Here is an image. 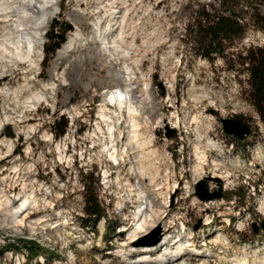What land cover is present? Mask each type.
<instances>
[{
  "label": "rangeland",
  "instance_id": "1",
  "mask_svg": "<svg viewBox=\"0 0 264 264\" xmlns=\"http://www.w3.org/2000/svg\"><path fill=\"white\" fill-rule=\"evenodd\" d=\"M23 1L0 0V9L12 14L8 23L0 15V140L13 142L9 152L0 144V197L20 198L18 204L34 195L35 201L30 203L23 226L3 222L10 216L7 209L0 211L1 254L9 253L8 263H2L0 254V264H56L53 259L37 258L42 255L56 256L61 264H122L108 251L121 250L120 240H126L128 231L122 234L120 228L125 225L131 230L140 215L139 174L129 169L125 153L139 148L134 132L141 134V141L151 140L143 150L152 153L139 163L136 155L131 156L135 157L132 166L144 171L146 186L153 185V177L155 187H161L158 191L154 187L161 197L157 213L166 211L174 219V230L183 222L186 231L194 232L197 248L203 249L206 243V249L227 257L212 258L208 264H233L228 259L235 257L264 262V230L254 233L251 228L252 220L264 222V209L262 213L255 210L264 206V115L255 105L254 63L245 60L247 52L264 48V0H223L241 20L244 31L241 38L225 43L223 55L214 60L196 53L198 34L192 17L204 10L230 15L221 0H58L56 14L42 32L36 71L14 59L8 40L14 31L10 22L30 17L29 11L23 14L27 7ZM56 22L68 23L73 29L54 55L47 56V34ZM95 24L101 36L83 39L75 51L58 57L70 33L88 37ZM33 76L35 82L22 87ZM47 80L55 86L49 105L25 109L28 94L40 91L39 85ZM144 85L147 93L141 92ZM121 91L137 107L133 119L124 100L118 104L110 98ZM175 113L178 127L168 138L165 128L176 126ZM61 117L67 119V128L56 137L55 124ZM222 117L243 118L251 127L250 135L240 141L225 134ZM110 126H115L113 143L122 156L116 167L111 154L104 152L111 146ZM34 132L36 139L29 140L27 136ZM43 132L48 141L42 139ZM200 168L203 178H222V199L207 205L198 201L193 193L194 170L200 172ZM105 169L113 174L108 184L103 181L107 179ZM207 184L210 190L217 188L214 180ZM166 186L170 190L167 206L162 205ZM94 197L105 210L96 229L81 225L88 218L86 200ZM239 210L240 216L236 214ZM58 212L61 215L56 219ZM43 214L51 215L53 221L38 223ZM210 218L211 228L203 233L207 226L202 222ZM228 218L239 220L237 226L235 221L227 225ZM248 239L251 247L243 244ZM28 240L36 246L30 247ZM125 250L127 254L133 248ZM139 251H135L137 257ZM177 260L201 263L188 256Z\"/></svg>",
  "mask_w": 264,
  "mask_h": 264
},
{
  "label": "bare ground",
  "instance_id": "2",
  "mask_svg": "<svg viewBox=\"0 0 264 264\" xmlns=\"http://www.w3.org/2000/svg\"><path fill=\"white\" fill-rule=\"evenodd\" d=\"M25 1H26V3H24V4L27 7H25L23 14L24 13L26 14V12L29 11L30 17L27 20H20L22 18L17 20L16 17L20 13L22 14V12H19V10H17L19 12V14L16 15V17H15V19L17 21H13V24L10 22V24L13 27L11 30H14V31L12 32L13 33L12 36H9L8 40H11L10 45H12L14 48V53H13L14 59L20 63H27L28 67H30V70L36 71V69L38 67L37 59L39 57H41L39 55L40 54L39 43L41 41L42 32H43V29L46 26V24L49 22V20H51L53 18V16L56 14V9H55L56 6L55 5L57 4L58 0H25ZM25 1H23V2H25ZM7 10L8 9H4V10L0 9V15L3 17L2 20L5 23H8L10 20H12L11 18H9L12 16V14L10 11H7ZM15 11H16V9H15ZM113 12L114 11H112V13ZM23 14H22V16H23ZM27 15H28V13H27ZM19 16L21 17V15H19ZM89 32H90L89 36L84 37V38H81V35L77 31H73L72 33H70L65 44H63V46L58 50V57L64 58L70 52L75 51L78 48L81 40H83V39L90 38L91 36H97V37L101 36V34L96 30V24L94 27L91 28V30ZM108 35H109V32L104 34V36H106V37ZM101 38L105 39L103 37H101ZM4 39H6V38H4ZM104 41H107V40H104ZM6 43L9 44V42H7V39H6ZM112 43H114V42H112ZM35 79H36V77H34V76L32 78H26L27 82H25V85H22V87L29 88L28 83H34ZM37 83H38V81H37ZM39 86H40V88H39L40 91H38L36 93L30 92L28 94V96L25 98L26 99L24 102L25 109H29V110L34 109V108L37 109L38 105L42 104V103H46L47 105H49L50 100L52 98L51 95L53 94V91H55L54 84L52 82H50L49 80H47L46 82L41 83ZM141 92L147 93L146 85H144V87L141 88ZM126 96H127V94L123 93L121 91L117 95H116V93L113 92L112 96L110 98H112V100L117 101L118 104H120L124 100L125 101L124 103L126 104L125 109H126V111H128L130 118H132V117H134L133 115L136 113L137 107L135 106L136 108H134L131 105L132 102H130L126 98ZM135 97H137V96H134V98ZM132 98L133 97H131V99ZM102 116L104 117V115H102ZM72 117H74V114ZM174 119H175L176 126H170L171 128L178 127L179 120H178L177 114H176V116H174ZM110 125H113V123ZM135 125H136V123H135ZM137 125H138V123H137ZM133 126H134V124H133ZM113 128H115V126H110V129L108 128L109 135L111 138V141H110L111 146L110 147L106 146L104 152L109 153V156L111 154V157L113 159L111 157H110V159L113 160L114 162H117V164L120 165L121 164L120 161L122 159V156H120V158H119L120 151L118 148L114 147L115 145H114L113 141L115 139V137H114L115 131ZM133 128H135V127H133ZM140 136H141V134L137 133V132H134L133 136H132L133 138H135L136 146L139 147L138 150L131 152V153L129 151L125 152L126 156H127V160L129 161V165H130L129 169L132 170V172L138 170L137 171L139 174V177H138L139 180L137 182L139 185L138 198L141 199L142 203L139 205L140 206V210H139L140 215L137 217V221H135L136 223L134 224L133 228H131V230H130V227H127L125 225H123L120 228L121 231H125V232L128 231V233H127L128 237L126 238V240H120L121 250H119L120 249L119 248L116 251L117 252L116 255L119 256L121 259V263L122 264H189L186 260H177L178 258L184 257V256L185 257L188 256L190 258H197L198 260H201V263H199V264H206V263L208 264V262H210V259H212V258H220L222 260H227V257H225V255L220 256V255L212 252L211 250H209V248L206 249V247H207L206 243H204L202 245V246H204L203 249L197 248L195 246V242H194L195 241V234L192 231H189L187 234H182V236H180V238L178 237V239H177V237L175 235H173L174 229H175L174 219L168 218L166 211H163V213L161 212L162 214L157 213L156 209L159 206V200L158 199H160L161 197L154 192V189L156 188L155 183H154V178L150 177V175H149V177L151 178L150 181L153 183V185L150 184L149 188H148L146 186V183H145L144 171L140 170V168H139L140 166L139 167H135L134 165L132 166V164H134L132 162V158L134 156H131V154H134L139 158V160H138V163H139L142 158L146 157L148 154L153 152L152 150H149L147 152H145V150H143L145 144L150 143L151 140L149 139L148 141L147 140L141 141ZM27 137L29 140L30 139L35 140L36 139L35 138V132L28 135ZM42 139L45 141H48V136L44 132L42 134ZM0 144H2L3 146L5 145L7 147V152H9V151H11L13 142L10 140H2L1 139ZM209 144L212 145V147H214V148L217 147L216 143L209 142ZM109 150H111V153ZM59 153H60L59 159L63 160L64 156L62 155L61 147H59ZM2 159H4V157H2ZM198 159H200V157H198ZM16 160L17 159H14L12 162H15ZM135 162L137 164V160H135ZM70 163H71V161H70ZM194 171H195V174L197 175L195 178V180H196L195 182H197L203 178L201 176V173H203V170H202V168H200V172L197 170H194ZM16 173H17V171H16ZM104 175L107 177V179L104 178L103 181L108 184L110 182V177H112L113 174H110L109 170H105ZM214 177H216V176H214ZM218 178H220L222 180L221 177H218ZM195 182H193V183H195ZM160 188L161 187H158L155 190L158 191ZM165 188H166L167 193H165V195H164V202H166V203H162V205L167 206V203L169 202L168 198L170 196V190H168L169 189L168 186H166ZM224 188H226V187H224ZM129 191L127 190V192H129V194L127 196L132 198L134 195L132 194L131 190H129ZM191 191H192V189H191ZM191 191H190V193H191ZM125 194H127V193H125ZM166 197H168V198L166 199ZM18 201H20V198L16 199V200L15 199L14 200L9 199V198L4 200L3 196L0 197V211L7 209L6 210L7 214H9V216H10L9 219L3 218L2 221L3 222L6 221L7 223H10L14 227L15 226H23L25 224V221L28 220L29 217L26 216L27 210H29L31 208L29 204L32 203L33 201H35V196L34 195L25 196L24 199H22V201L17 204ZM12 205H13L12 208H14V209H12L13 210L12 212L8 213L10 211L8 209H11ZM260 209L263 211L264 206L262 205L260 207ZM58 214L59 213L56 214V219L58 217H60V215H61V214H59V215ZM236 214L238 216H240V214H241L240 210L238 212H236ZM51 217L52 216L49 214H43L39 217L38 223H45V222L49 223V222L53 221L50 219ZM49 220H51V221H49ZM206 220L208 222V219H206ZM231 220H232L231 218H228L227 225L230 224ZM238 221L239 220H237L235 222H238ZM102 228L103 227H101V229ZM157 229L160 230L159 231V235L161 237L160 242L157 245H148L147 243L149 241L147 240V242H146V240H144L145 239L144 236L151 234L153 232L155 233L157 231ZM181 229H185V224L183 222H181V225L178 227V230L180 232L179 234H181ZM216 229H218V228H216ZM170 239L174 240L171 243V247H166L163 252L160 250L162 253L157 252V253L149 254L150 252H155L157 248L165 245L166 242L169 241ZM139 244L142 247H140ZM127 247H132L133 248L132 251L142 250L141 251L142 253H140V255L138 257L136 256L137 259L129 260V259H127V254H129V253L125 254L127 252V250H125ZM259 251L256 250L254 252H259ZM262 251H264V250H262ZM37 258H45V260L47 259V260L51 261L54 257L52 256L51 259H48L45 255L44 256L42 255V256H38ZM228 260L232 261L233 264H264V262H262V263L261 262L260 263L251 262V261L247 260L245 257H240V258L235 257V258L228 259ZM53 262H56V264L63 263L60 259H56Z\"/></svg>",
  "mask_w": 264,
  "mask_h": 264
},
{
  "label": "trees",
  "instance_id": "3",
  "mask_svg": "<svg viewBox=\"0 0 264 264\" xmlns=\"http://www.w3.org/2000/svg\"><path fill=\"white\" fill-rule=\"evenodd\" d=\"M225 10L230 15L219 14L217 11H202L201 13H195L192 17L193 24L196 26V33L198 34L199 50L196 52L200 57L214 60L217 55H223V48L225 43L231 42L234 39L241 38L244 26L241 20L225 7L223 0L220 1ZM73 27L68 23H53L50 26V30L47 34L48 44L45 46L47 56L49 54L54 55L56 50L66 39V33L72 31ZM245 60L253 61L254 65L251 67V81L257 98L255 105L257 106L260 114L264 115V48L257 50L256 52H247ZM67 128V119L61 117L55 124V136L60 137L65 133ZM13 133H10L11 136ZM86 214L87 219L82 222L81 225L91 226L92 229H96L100 219L105 216V210L102 208L96 197L88 198ZM27 241V240H26ZM29 246L34 247L36 243L32 240H28ZM11 248V246L9 245ZM4 252V249H0V254ZM51 259V257H47ZM56 256L53 260H56ZM59 259V258H57ZM48 262L49 260L46 259Z\"/></svg>",
  "mask_w": 264,
  "mask_h": 264
},
{
  "label": "water",
  "instance_id": "4",
  "mask_svg": "<svg viewBox=\"0 0 264 264\" xmlns=\"http://www.w3.org/2000/svg\"><path fill=\"white\" fill-rule=\"evenodd\" d=\"M220 122L222 125V131L229 135L233 136L234 138L238 140H244L247 136L251 133V127L250 125L240 117H222L220 118ZM166 136L168 138H171L172 135H174L175 130L171 127L166 126L165 128ZM209 180H214L217 182V188L215 190H210L208 188L207 182ZM194 195L203 202H209L213 200H218L224 197L223 192V185L221 180L214 178V177H204L196 182L194 186ZM201 224V220H199L196 225L194 226V230H197ZM253 232L257 233L259 231V228L264 230V222H261L260 224H257L256 222L252 223ZM159 229L157 231L151 234H148L144 236V238L148 239V245H157L160 242V235H159Z\"/></svg>",
  "mask_w": 264,
  "mask_h": 264
},
{
  "label": "built area",
  "instance_id": "5",
  "mask_svg": "<svg viewBox=\"0 0 264 264\" xmlns=\"http://www.w3.org/2000/svg\"><path fill=\"white\" fill-rule=\"evenodd\" d=\"M34 175L36 176L37 175V173H34ZM33 183H34V181H33ZM199 201V200H198ZM200 202V201H199ZM205 205H207L206 203H204ZM27 216V215H26ZM212 218H210V220H208V222H205V221H203V223L204 224H207V223H210V222H212ZM260 219H258V221H259ZM227 221H228V219H227ZM253 221V220H252ZM2 255V263H8V255H9V253H6V254H1Z\"/></svg>",
  "mask_w": 264,
  "mask_h": 264
}]
</instances>
